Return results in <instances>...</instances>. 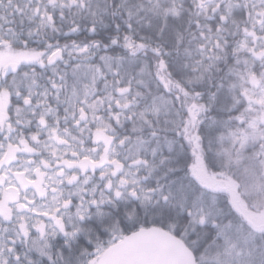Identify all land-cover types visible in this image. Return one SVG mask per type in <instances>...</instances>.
Listing matches in <instances>:
<instances>
[{
    "label": "snow or ice",
    "instance_id": "6c2138e0",
    "mask_svg": "<svg viewBox=\"0 0 264 264\" xmlns=\"http://www.w3.org/2000/svg\"><path fill=\"white\" fill-rule=\"evenodd\" d=\"M213 149L264 169V0H0V264H146L161 230L264 264Z\"/></svg>",
    "mask_w": 264,
    "mask_h": 264
},
{
    "label": "trees",
    "instance_id": "16d2710c",
    "mask_svg": "<svg viewBox=\"0 0 264 264\" xmlns=\"http://www.w3.org/2000/svg\"><path fill=\"white\" fill-rule=\"evenodd\" d=\"M216 151V149L212 150L213 164L215 167L209 166L207 170L211 174L215 173L218 180H223V177L219 175V173L222 172L228 177V180L232 184L222 185L215 191L218 207L223 213L220 217L221 221L227 223L231 220L255 228L249 221L244 219L243 215L239 213L236 208H234L230 193L236 191L238 196L250 209H264V169H257L255 174H247L242 167H229L225 160L216 155ZM192 239L195 240L196 237H192Z\"/></svg>",
    "mask_w": 264,
    "mask_h": 264
},
{
    "label": "water",
    "instance_id": "95a60500",
    "mask_svg": "<svg viewBox=\"0 0 264 264\" xmlns=\"http://www.w3.org/2000/svg\"><path fill=\"white\" fill-rule=\"evenodd\" d=\"M134 255L146 264H186L187 261L185 244L163 230L146 235Z\"/></svg>",
    "mask_w": 264,
    "mask_h": 264
},
{
    "label": "rangeland",
    "instance_id": "374dc122",
    "mask_svg": "<svg viewBox=\"0 0 264 264\" xmlns=\"http://www.w3.org/2000/svg\"><path fill=\"white\" fill-rule=\"evenodd\" d=\"M208 173L211 174L210 172ZM229 185H232L231 182ZM230 195H231V202L234 208H236L239 211V213L243 215L245 220L249 221L255 228L264 225V209L253 210L248 208L246 203L238 196L236 191L230 193Z\"/></svg>",
    "mask_w": 264,
    "mask_h": 264
}]
</instances>
